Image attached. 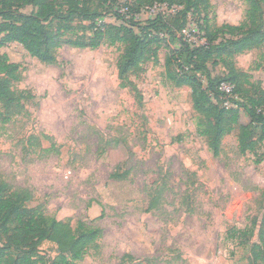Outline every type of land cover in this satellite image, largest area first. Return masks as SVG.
Instances as JSON below:
<instances>
[{
    "label": "rangeland",
    "instance_id": "rangeland-1",
    "mask_svg": "<svg viewBox=\"0 0 264 264\" xmlns=\"http://www.w3.org/2000/svg\"><path fill=\"white\" fill-rule=\"evenodd\" d=\"M134 2L117 0L113 8L124 12V4ZM209 3L208 17L216 26L244 19V0ZM142 6L135 16L140 23L171 11ZM102 20L124 25L110 14ZM84 25L72 24L78 33ZM184 34L193 45L203 42L192 22ZM169 47L163 42L155 58L129 75L133 86L124 89L116 69L124 45L62 46L51 65L20 44L1 48L19 66L12 89L25 98L0 104V185L47 219L68 222L73 230L83 223L101 231L77 264H264L258 239L264 229V138L257 128L255 151L241 152L240 126L249 120L239 111V123L213 156L197 133L200 119L189 87L164 79ZM233 63L241 76L235 92L233 85L221 84L226 96L219 105L225 108H236L231 103L251 94L256 83L264 90V45L235 56ZM208 68L218 79L229 72L222 62L210 61ZM253 219L248 244L227 238L228 229L250 226ZM6 239L0 237V247ZM56 257L50 242L33 252L39 264Z\"/></svg>",
    "mask_w": 264,
    "mask_h": 264
},
{
    "label": "trees",
    "instance_id": "trees-1",
    "mask_svg": "<svg viewBox=\"0 0 264 264\" xmlns=\"http://www.w3.org/2000/svg\"><path fill=\"white\" fill-rule=\"evenodd\" d=\"M137 2L125 3L124 13L113 8L117 0H0V49L17 43L31 57L51 65L56 61L55 50L62 46L94 50L103 45L121 44L125 48L116 69L119 87L124 89L133 86L129 75L148 57L155 58L166 42L171 48L164 59V79L173 86L189 87L192 108L200 119L197 133L207 141L213 156L220 154L223 138L239 123V111H243L249 122L240 126L238 147L242 153L254 152L257 141L252 135L257 128L260 139L264 138V90L256 83L251 94H241L240 102L231 103L236 108L221 107L219 102L226 96L221 90L222 83L233 85L234 92L239 84L241 75L234 68L233 58L264 45V0H244V19L237 25L221 26L214 25L208 17L209 0ZM145 2L149 7L165 6L171 9L170 14L158 12L140 23L135 16ZM26 7H32L36 13H22ZM107 14L124 25L106 24L102 19ZM74 22L86 24L81 28L84 32L78 33L72 26ZM190 22L201 34L203 42L198 45L191 44L184 34ZM210 61L213 65L224 63L228 75L223 79L213 78L208 68ZM18 81L19 66L10 63L0 52V104L8 107L25 98L22 92L12 89V83ZM255 226L253 219L250 226L242 229L231 227L227 238L246 245ZM100 236L98 228L83 223L73 230L68 222L47 219L27 207L5 185H0V237L7 238L6 245L0 247V264H39L33 259V252L44 242L53 243L57 249V257L50 264H77ZM258 239L264 245L263 228Z\"/></svg>",
    "mask_w": 264,
    "mask_h": 264
}]
</instances>
